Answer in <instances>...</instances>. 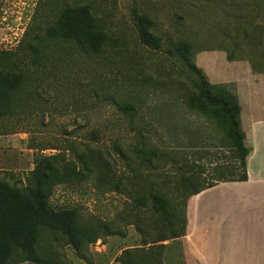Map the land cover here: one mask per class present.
Here are the masks:
<instances>
[{
    "label": "rangeland",
    "instance_id": "obj_1",
    "mask_svg": "<svg viewBox=\"0 0 264 264\" xmlns=\"http://www.w3.org/2000/svg\"><path fill=\"white\" fill-rule=\"evenodd\" d=\"M39 1L0 0V51L17 46ZM101 1L103 8L98 14L104 16L109 30L130 42L133 50L131 64L122 61L115 69L122 77L127 72L135 79L131 89L140 102L138 121L133 125L121 121L114 107L100 100L93 103L89 92L74 88L73 75L60 79L47 92L49 103L41 111L27 113L21 123H0V178L21 187L34 170L42 148L57 146V150L47 149L43 155L63 152L71 144L85 142L87 132L99 128L108 137L120 140L126 151L145 135L152 145L184 156L187 172L197 173L202 181L209 182L216 164L231 162L230 151L220 148L224 133L219 124L178 102V93L166 87V81L174 77L187 79L177 58L168 51L179 43H189L193 60L206 78L238 95L245 122L264 119V0ZM144 14L162 39V50L153 51L138 43L134 19ZM109 140L103 137V146L109 147ZM66 158L71 156L67 154ZM126 171L122 165L120 173ZM180 174L174 163L166 161L157 169L145 171V176L167 193ZM139 189L126 185V191L118 193L95 180L58 186L50 200L55 209H76L89 223H100L108 229L84 249V259L62 239L50 236L52 251L65 264H120L124 252L137 248L157 254L155 264H191L183 239L186 232L181 238L160 243H154L158 235L153 225L147 239L138 232L139 217L148 223L156 219L128 195L129 190L141 195Z\"/></svg>",
    "mask_w": 264,
    "mask_h": 264
},
{
    "label": "trees",
    "instance_id": "obj_2",
    "mask_svg": "<svg viewBox=\"0 0 264 264\" xmlns=\"http://www.w3.org/2000/svg\"><path fill=\"white\" fill-rule=\"evenodd\" d=\"M102 8L101 0L39 1L17 46L0 51V123H21L27 113L41 111L49 103L47 92L60 79L72 75L74 88L89 92L93 103L100 100L114 107L121 121L125 119L131 125L138 121L140 102L131 89L135 79L127 72L122 77L115 69L122 61L131 64L133 50L130 42L109 30L104 16L98 14ZM134 26L139 44L153 51L164 48L147 15L135 16ZM168 53L177 58L187 79L174 77L166 81V87L178 93V102L219 124L224 133L220 148L230 151L231 162L216 164L213 178L205 182L199 174L187 172L184 156L152 145L147 136L141 135L128 152L120 140L108 137L99 128L89 130L85 142L71 144L63 152L43 155L47 149L57 150V146L44 147L21 187L0 178V264H65L52 251L50 236L62 239L82 259L84 249L102 238L107 226L89 223L76 209L57 210L52 206L51 197L60 185L95 180L118 193H123L126 185L139 186L141 195L132 190L128 195L156 219L148 223L139 217L138 232L147 239L153 225L158 235L154 243H160L185 235L191 197L221 183L248 180L252 149L242 126L238 95L206 78L193 60L189 43H179ZM103 137L110 139L109 147L103 146ZM67 154L71 158H66ZM162 161L174 163L181 173L169 193L145 176L146 170L159 168ZM122 165L129 173L127 177L120 173ZM156 257L137 248L124 252L119 262L155 264Z\"/></svg>",
    "mask_w": 264,
    "mask_h": 264
},
{
    "label": "crops",
    "instance_id": "obj_3",
    "mask_svg": "<svg viewBox=\"0 0 264 264\" xmlns=\"http://www.w3.org/2000/svg\"><path fill=\"white\" fill-rule=\"evenodd\" d=\"M252 149L246 182L221 183L190 199L184 243L191 264H264V119L244 120Z\"/></svg>",
    "mask_w": 264,
    "mask_h": 264
}]
</instances>
